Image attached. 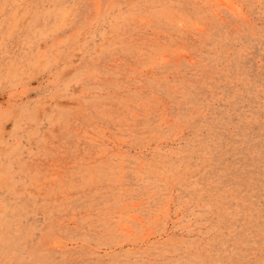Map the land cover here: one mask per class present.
<instances>
[{
  "label": "rangeland",
  "instance_id": "1",
  "mask_svg": "<svg viewBox=\"0 0 264 264\" xmlns=\"http://www.w3.org/2000/svg\"><path fill=\"white\" fill-rule=\"evenodd\" d=\"M0 264H264V0H0Z\"/></svg>",
  "mask_w": 264,
  "mask_h": 264
}]
</instances>
